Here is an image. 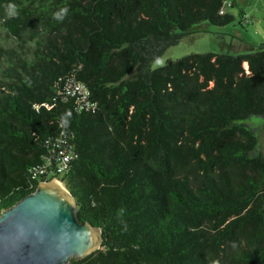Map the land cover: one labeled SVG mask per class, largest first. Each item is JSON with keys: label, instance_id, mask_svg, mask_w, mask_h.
I'll list each match as a JSON object with an SVG mask.
<instances>
[{"label": "trees", "instance_id": "1", "mask_svg": "<svg viewBox=\"0 0 264 264\" xmlns=\"http://www.w3.org/2000/svg\"><path fill=\"white\" fill-rule=\"evenodd\" d=\"M235 4L0 0V211L56 177L102 233L67 264H264V41L151 66Z\"/></svg>", "mask_w": 264, "mask_h": 264}, {"label": "water", "instance_id": "2", "mask_svg": "<svg viewBox=\"0 0 264 264\" xmlns=\"http://www.w3.org/2000/svg\"><path fill=\"white\" fill-rule=\"evenodd\" d=\"M58 181L39 180L0 211V264H67L100 247L101 229L79 220L75 199Z\"/></svg>", "mask_w": 264, "mask_h": 264}, {"label": "rangeland", "instance_id": "3", "mask_svg": "<svg viewBox=\"0 0 264 264\" xmlns=\"http://www.w3.org/2000/svg\"><path fill=\"white\" fill-rule=\"evenodd\" d=\"M226 10L234 16L231 23L224 26H214L208 22L194 25L191 33L169 46L151 66L156 68L168 59L191 53H244L251 46L264 41V0H236V4ZM240 13L246 16L247 22L241 19ZM4 37L1 31L0 41Z\"/></svg>", "mask_w": 264, "mask_h": 264}, {"label": "built area", "instance_id": "4", "mask_svg": "<svg viewBox=\"0 0 264 264\" xmlns=\"http://www.w3.org/2000/svg\"><path fill=\"white\" fill-rule=\"evenodd\" d=\"M222 12V10H220ZM63 93L74 98L78 110H87L94 108L96 103L89 99V90L87 86L74 78H68L63 85ZM71 158L70 149H64L59 152V164H62L59 171L64 169L66 162ZM56 178V177H53Z\"/></svg>", "mask_w": 264, "mask_h": 264}, {"label": "bare ground", "instance_id": "5", "mask_svg": "<svg viewBox=\"0 0 264 264\" xmlns=\"http://www.w3.org/2000/svg\"><path fill=\"white\" fill-rule=\"evenodd\" d=\"M244 66L246 67V63H244ZM59 182V181H58ZM61 185H62V183L61 182H59Z\"/></svg>", "mask_w": 264, "mask_h": 264}, {"label": "clouds", "instance_id": "6", "mask_svg": "<svg viewBox=\"0 0 264 264\" xmlns=\"http://www.w3.org/2000/svg\"><path fill=\"white\" fill-rule=\"evenodd\" d=\"M59 18H62V16H61V17H59Z\"/></svg>", "mask_w": 264, "mask_h": 264}]
</instances>
